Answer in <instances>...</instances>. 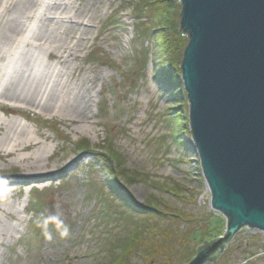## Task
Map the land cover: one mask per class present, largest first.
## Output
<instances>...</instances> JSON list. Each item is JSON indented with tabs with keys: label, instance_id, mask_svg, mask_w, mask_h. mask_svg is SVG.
Listing matches in <instances>:
<instances>
[{
	"label": "rangeland",
	"instance_id": "rangeland-1",
	"mask_svg": "<svg viewBox=\"0 0 264 264\" xmlns=\"http://www.w3.org/2000/svg\"><path fill=\"white\" fill-rule=\"evenodd\" d=\"M16 1L0 0V179L9 182L0 187L8 193L0 195V264H190L201 245L224 234L218 219H225L211 208L187 125L177 133L185 120L175 108L185 104V90H174L185 94L177 102L169 98L168 79L157 77L166 67L148 35L154 26L169 27L177 45L180 3L164 0L151 11L160 0H36L13 36L6 28L19 17ZM55 3L60 10L46 12ZM46 16L57 24L51 27L57 39L41 48L32 38ZM137 26L148 34L137 35ZM22 36L32 43H21ZM28 79L35 80L36 105L8 92ZM77 142L91 150L78 151ZM105 145L120 154L133 181L123 183L126 193L156 213L131 214L124 197L111 192L95 157ZM32 188L43 203L30 201ZM56 212L67 236L36 226L42 213ZM179 212L187 221L172 216ZM198 231L201 242L190 238ZM131 239L140 245L127 251ZM214 264H264V234L244 229Z\"/></svg>",
	"mask_w": 264,
	"mask_h": 264
},
{
	"label": "water",
	"instance_id": "water-1",
	"mask_svg": "<svg viewBox=\"0 0 264 264\" xmlns=\"http://www.w3.org/2000/svg\"><path fill=\"white\" fill-rule=\"evenodd\" d=\"M190 125L224 235L190 264L215 263L244 227L264 232V0H179Z\"/></svg>",
	"mask_w": 264,
	"mask_h": 264
},
{
	"label": "trees",
	"instance_id": "trees-1",
	"mask_svg": "<svg viewBox=\"0 0 264 264\" xmlns=\"http://www.w3.org/2000/svg\"><path fill=\"white\" fill-rule=\"evenodd\" d=\"M171 1L173 3H176V0H165V2ZM164 3V0H160L159 2H153L150 6H148L150 8L151 11L154 10H160L159 6L161 4ZM159 4V5H158ZM148 5V4H147ZM162 6V5H161ZM175 9H177V6H175ZM157 10V11H158ZM136 18L138 19V17L136 16ZM180 19V18H179ZM179 19L176 18L177 23H179ZM149 29V28H148ZM168 29L169 27H162L159 28L158 26H154L152 28H150L148 31V33H145L146 31L142 30V27L137 26L136 28V33L137 35L141 34L146 36V34H148L150 37L152 38L155 42V46H156V50H157V63L159 64H164V66L166 67V69H164L163 72H159V74H157L158 78H165L168 79L167 83H168V90L170 92L171 90V94L169 93V95H171L172 98H174L173 100L177 102L178 100V96L179 94H183L185 95L181 89L184 88V86L182 85V81H181V77H182V71H181V67H182V60H183V56H184V52L189 44V40H187L186 37L187 33H177L174 32V36L178 38V44L175 45L171 34H168ZM167 30V31H166ZM177 30V29H176ZM156 31V32H155ZM145 33V34H144ZM155 34V36H154ZM184 41H187L185 43V46L183 45V50L180 51L179 47H180V43L182 44V42L184 43ZM144 67V66H143ZM168 77V78H167ZM181 87V89L174 91L177 87ZM173 90V91H172ZM185 90V89H183ZM185 104L179 106L178 109L175 108V113L177 112V116L178 117H183V119L185 120V122H183L182 125L179 124V120L177 121V125H178V131L177 133H180V135L184 134V130L186 129V125H187V133L192 137L191 134V125H190V120H189V111H190V105L188 103V96L187 94L185 95V99H183ZM105 104L104 106H102V110L101 113L104 112L105 110ZM181 110V113L179 114L178 111ZM172 122H174L173 120H171ZM177 137V134H175ZM87 144H85V142H77L75 144V148L78 151H86L89 152V150H91L90 146L86 147ZM104 151L102 152V154H96L97 156L96 159L100 160V164L101 167L104 168V170L106 171V175H107V184L108 186L111 188V192L116 193V194H120L122 195L124 198H122L124 201H126L127 205L129 206V208L131 209L130 213L131 214H142L143 215H147L148 213H156V209L152 208L151 206H138L137 204H135V201L133 200V198L126 193V188L124 187L123 183L124 182H133L131 180V177L127 174L128 172H123L121 167V160L118 159L120 156V154H117L118 152L113 151V149L110 148V145L108 146H104ZM109 166V168H108ZM37 193H39L38 190H34L33 194H32V198L31 201L34 205H38L40 203H43L42 199L40 198L39 194L37 195ZM30 212H34L35 211L33 209H30ZM141 212H145V213H141ZM158 216V213L157 215ZM174 218H179L180 220H185L184 218H187V216L185 214H183L182 212L176 213L172 215ZM185 216V217H183ZM219 222L224 226L225 225V220L223 219H218ZM142 223V222H141ZM140 223V224H141ZM219 223V224H220ZM219 226V225H218ZM145 228V226H144ZM147 228V227H146ZM220 228V226H219ZM209 231V230H207ZM222 235V234H221ZM217 236V235H216ZM204 234L200 231L194 233L192 236L190 235V238L193 239H198L200 242L204 239ZM142 239V238H141ZM141 239H131L132 245L127 247V251L129 249L134 248V246H139L140 245V241ZM160 240V239H159ZM115 243V242H114ZM206 243V242H205ZM204 243V244H205ZM165 245L163 244V247ZM190 255V252H189ZM188 257V256H187ZM116 264H121L120 261L115 262Z\"/></svg>",
	"mask_w": 264,
	"mask_h": 264
},
{
	"label": "bare ground",
	"instance_id": "bare-ground-1",
	"mask_svg": "<svg viewBox=\"0 0 264 264\" xmlns=\"http://www.w3.org/2000/svg\"><path fill=\"white\" fill-rule=\"evenodd\" d=\"M178 2L180 3V1L178 0ZM36 4V0H17L15 2V4L13 5V7H17L19 8L18 10V13H19V17L18 18H15V19H12L11 22H8L7 23V28H6V31L15 36L19 30H21V24H22V19H26L28 18L30 12L32 11L34 5ZM181 5V3H180ZM46 7V12H51V11H59L60 10V5H58L57 3L53 4V5H49V4H46L45 5ZM181 10V9H180ZM39 12V11H38ZM180 12V11H179ZM38 15V13L35 14V16ZM66 14H63L61 16H64ZM180 15H181V12H180ZM40 16V15H39ZM31 18V17H30ZM67 19H72V18H67ZM42 20H44L45 22H47L46 24L48 25H44L42 30L40 31L39 34H36L34 35V38H32L33 40V43H37V45H39L41 48H44L46 46V42H50V41H54L57 39V37L55 36L54 34V29H51V27H55L57 26V24H52L50 18L48 16H46L45 18H43ZM73 20V19H72ZM80 26H82V24H80ZM86 31V29H83V31ZM179 30H180V33L183 34L185 33L183 28H182V24H181V18L179 19ZM66 30H65V34H66ZM156 32V31H155ZM68 33V32H67ZM155 36V34H154ZM188 36V34H187ZM188 40H189V36L187 37ZM21 43H32L31 41L29 40H26V38L24 36L21 37ZM52 55H50L51 57ZM184 57V56H183ZM183 61V60H182ZM181 71H182V67H181ZM181 81H182V77H181ZM35 80L34 79H28L26 82H24L23 84H19V85H15V88L14 90L12 91L11 89L8 90V92H11L13 93V95H11L13 98L15 96H18V97H21V101L24 102L25 104L27 105H36V97H37V89L35 88ZM182 85L184 86L183 84V81H182ZM8 89L5 88L4 91H6ZM161 90H164V87L161 86L160 87ZM185 89V88H184ZM185 93L187 94V91L185 90ZM3 95V94H2ZM78 94L75 95L74 99L76 97L77 98V102L74 103L73 105V110L75 111V113L77 114L78 112L82 111L79 107H78V103H79V96H81V93H79V95L77 96ZM188 95V94H187ZM4 96V95H3ZM54 96H55V90H52L48 96L46 97L45 99V107L44 109H47L48 107L51 106V102L53 101L54 99ZM170 99H174L171 97V95H169ZM174 101V100H173ZM79 109V110H78ZM191 109V107H190ZM189 120H190V111H189ZM191 134H192V131H191ZM191 141L192 143L194 144V139H193V134H192V137H191ZM20 143H19V147H20ZM194 147H195V144H194ZM196 150V148H195ZM9 154H12L9 153ZM23 162L26 161V159L24 158L22 160ZM202 175H203V172H202ZM46 176V175H45ZM47 177V176H46ZM45 177V178H46ZM28 177H25L24 179H26ZM43 178V179H45ZM203 178L205 180V183L208 187V189L210 190L208 184H207V181L203 175ZM29 179V178H28ZM6 180H2L0 179V187L1 186H5V185H9V182L6 181V183H3L5 182ZM211 193V192H210ZM0 195L3 196V197H6L8 195L7 191L6 190H2L0 189ZM212 207V206H211ZM213 210V209H212ZM214 211V210H213ZM227 224H228V221H227V217L225 218V228L227 227ZM224 228V229H225ZM253 229V228H250V227H244L242 228L237 234H239L241 231H243L244 229ZM260 231V230H259ZM262 234H264V232L260 231ZM236 234V235H237ZM224 234H222L221 236H223ZM235 235V236H236ZM234 236V238H235ZM220 237V236H219ZM218 237V238H219ZM217 238V239H218ZM234 238L229 242V244L234 240ZM216 240V238H215ZM207 243H211L210 241H208ZM229 246V245H228ZM228 248V247H227ZM227 250V249H226ZM226 252V251H225ZM219 261V259L217 260V262ZM216 263V262H215ZM207 264H212L210 262H208ZM214 264V263H213Z\"/></svg>",
	"mask_w": 264,
	"mask_h": 264
},
{
	"label": "clouds",
	"instance_id": "clouds-1",
	"mask_svg": "<svg viewBox=\"0 0 264 264\" xmlns=\"http://www.w3.org/2000/svg\"><path fill=\"white\" fill-rule=\"evenodd\" d=\"M3 183H6V181ZM50 225L54 226L62 237L69 234V227L65 224L62 213H42L36 220V226L39 227L46 235H49L48 229Z\"/></svg>",
	"mask_w": 264,
	"mask_h": 264
}]
</instances>
